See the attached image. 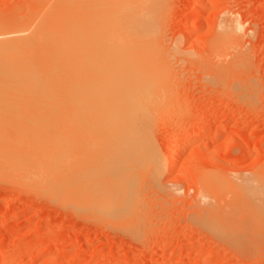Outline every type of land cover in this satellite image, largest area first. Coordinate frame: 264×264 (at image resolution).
<instances>
[{
  "label": "rangeland",
  "instance_id": "1",
  "mask_svg": "<svg viewBox=\"0 0 264 264\" xmlns=\"http://www.w3.org/2000/svg\"><path fill=\"white\" fill-rule=\"evenodd\" d=\"M35 2L0 0V24L34 21ZM161 17L173 88L125 211L75 208L0 170V264H264V0H167ZM93 25L83 43L102 47Z\"/></svg>",
  "mask_w": 264,
  "mask_h": 264
},
{
  "label": "bare ground",
  "instance_id": "2",
  "mask_svg": "<svg viewBox=\"0 0 264 264\" xmlns=\"http://www.w3.org/2000/svg\"><path fill=\"white\" fill-rule=\"evenodd\" d=\"M166 1L36 0V22L0 24V170L121 217L136 168L155 156L150 119L172 93L170 50L154 33ZM100 21L102 47L83 43ZM231 33L221 26L217 46Z\"/></svg>",
  "mask_w": 264,
  "mask_h": 264
}]
</instances>
